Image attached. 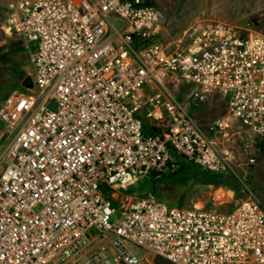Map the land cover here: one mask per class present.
Masks as SVG:
<instances>
[{
  "label": "built area",
  "instance_id": "1",
  "mask_svg": "<svg viewBox=\"0 0 264 264\" xmlns=\"http://www.w3.org/2000/svg\"><path fill=\"white\" fill-rule=\"evenodd\" d=\"M0 5L30 67L0 105V264H264V206L245 184L231 209L123 189L186 165L236 175L219 139L232 123L255 165L263 34L202 20L166 40L156 0ZM211 96L227 118L205 124Z\"/></svg>",
  "mask_w": 264,
  "mask_h": 264
},
{
  "label": "rangeland",
  "instance_id": "2",
  "mask_svg": "<svg viewBox=\"0 0 264 264\" xmlns=\"http://www.w3.org/2000/svg\"><path fill=\"white\" fill-rule=\"evenodd\" d=\"M157 8L165 31L166 40L180 34L198 21L223 23L242 34L260 33L264 35V0H156ZM1 4V0H0ZM2 10L0 5V105L10 90L20 89L21 78L30 70L27 57L17 51L15 41L5 36L1 30ZM24 91V90H22ZM209 110L201 111L199 117L205 124L218 118H227L225 109L215 96L209 98ZM238 128L232 123L226 130L228 146L236 155L234 171L236 175L223 178L221 185H212L207 177L213 176L201 172L198 167L186 165L184 171H167L163 175L151 178L135 179L124 186L129 200L154 194L160 201L175 206L205 204L214 208L231 209L243 198L242 183L251 194L264 206V138L255 147V165L248 170L243 164L244 158L239 151ZM123 189L121 191H123ZM224 194L225 204L219 205L218 196ZM153 264H170L162 259H153Z\"/></svg>",
  "mask_w": 264,
  "mask_h": 264
},
{
  "label": "trees",
  "instance_id": "3",
  "mask_svg": "<svg viewBox=\"0 0 264 264\" xmlns=\"http://www.w3.org/2000/svg\"><path fill=\"white\" fill-rule=\"evenodd\" d=\"M15 43V47H16V50L17 51H21V48L19 47V45H18V43H16V42H14ZM185 168V166H181L180 168H178L175 172H174V175L175 174H178V173H180V172H182V171H184L183 169ZM207 179H208V182L210 183V184H212V185H216V186H218V185H221L224 181V179L223 178H220V177H218V176H216V175H213V176H210V177H207Z\"/></svg>",
  "mask_w": 264,
  "mask_h": 264
},
{
  "label": "water",
  "instance_id": "4",
  "mask_svg": "<svg viewBox=\"0 0 264 264\" xmlns=\"http://www.w3.org/2000/svg\"><path fill=\"white\" fill-rule=\"evenodd\" d=\"M21 84H22V86L27 87V88H31V87H32V81H31V79H30L29 76H26V77L22 80Z\"/></svg>",
  "mask_w": 264,
  "mask_h": 264
}]
</instances>
